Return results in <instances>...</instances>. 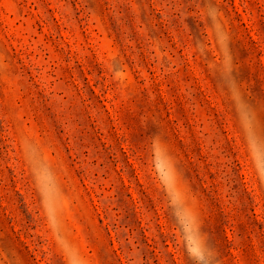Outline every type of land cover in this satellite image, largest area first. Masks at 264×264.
Instances as JSON below:
<instances>
[{
	"label": "rangeland",
	"instance_id": "1",
	"mask_svg": "<svg viewBox=\"0 0 264 264\" xmlns=\"http://www.w3.org/2000/svg\"><path fill=\"white\" fill-rule=\"evenodd\" d=\"M198 253L264 264V0H0V264Z\"/></svg>",
	"mask_w": 264,
	"mask_h": 264
},
{
	"label": "clouds",
	"instance_id": "2",
	"mask_svg": "<svg viewBox=\"0 0 264 264\" xmlns=\"http://www.w3.org/2000/svg\"><path fill=\"white\" fill-rule=\"evenodd\" d=\"M213 251H214V250H213ZM197 258H198L199 260H201V261H204V264H213L212 261L205 260L203 254L198 253V254H197ZM216 264H218V262H216Z\"/></svg>",
	"mask_w": 264,
	"mask_h": 264
}]
</instances>
